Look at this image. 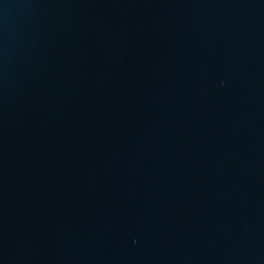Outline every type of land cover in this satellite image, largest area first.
<instances>
[{
    "label": "water",
    "instance_id": "95a60500",
    "mask_svg": "<svg viewBox=\"0 0 264 264\" xmlns=\"http://www.w3.org/2000/svg\"><path fill=\"white\" fill-rule=\"evenodd\" d=\"M0 264H264V0H0Z\"/></svg>",
    "mask_w": 264,
    "mask_h": 264
}]
</instances>
